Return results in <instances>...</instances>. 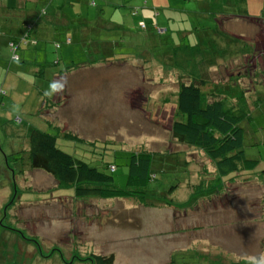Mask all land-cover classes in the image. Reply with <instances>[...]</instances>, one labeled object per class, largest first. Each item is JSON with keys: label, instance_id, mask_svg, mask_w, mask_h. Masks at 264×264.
<instances>
[{"label": "rangeland", "instance_id": "rangeland-1", "mask_svg": "<svg viewBox=\"0 0 264 264\" xmlns=\"http://www.w3.org/2000/svg\"><path fill=\"white\" fill-rule=\"evenodd\" d=\"M80 1L83 0L52 1L56 11L63 9L68 18H74L61 29L67 24L76 25L88 13L91 18L100 8L105 15L97 25L93 23L89 36L93 39L107 36L113 42L100 44V48L95 42L82 46L83 42L76 39L73 27L68 25L67 30L55 36L59 49L55 42L48 43V56L55 57L57 52L63 55L61 63L49 65L50 68L67 71L63 75L67 81L62 91L64 96L58 94L64 99L56 98L55 108H51L50 102L44 107L38 105L44 111L43 118L51 122L48 131L59 134L57 147L111 174L116 188H126L125 153L129 151L146 150L164 157L167 165L172 163L173 168L177 167L181 180L182 166L187 176L171 193L159 194L175 205L157 202L154 207L144 206L135 198L89 197L77 201L66 196L74 194L73 188H59L52 176L32 168L25 155L26 139L17 136L14 127L11 134H4L6 124H0V225L11 226H0V259L9 260L5 263L0 260V264H65L62 257L69 264H89V260L76 258L71 263L68 259L108 252L114 253L115 264H171V254L173 264H182L180 251L197 252L195 247L200 251L202 243L195 241L194 244L191 241L194 235L190 232H179L167 243L157 240L155 235L166 227L184 231L199 224L201 234L209 227L211 234L222 232L221 237H216L219 236L216 233L211 239L207 237L206 242L212 243L215 253L229 259L227 264H249L248 257L264 253V183L253 176L242 178V184L209 187L216 178L214 165L199 149L178 143L171 136L170 126L179 76L194 75L199 69L186 56L188 47L207 65L214 63L218 70L211 75L214 81H227L228 70H233L231 76H236L239 72L245 75L249 69V78L241 76L235 81L244 92L247 88L253 90L246 93L251 99L253 116L248 126L249 138L262 145L249 146L246 153L264 162V29H259L264 23V0H191L187 6L179 4V0H132L116 6L112 3L104 6L101 0H84L88 7L80 6ZM3 4L11 9L18 3L4 0ZM130 5L136 12H129ZM35 6L36 3L23 0L19 9ZM151 7L158 13H152ZM120 11L126 28L136 16L133 34L117 32L123 26L118 20ZM113 12L115 17H111ZM142 23L147 29L140 26ZM108 24L114 26L112 32L96 33L94 26L102 31L110 29ZM152 26L156 31H166L154 40ZM126 32L130 33L128 29ZM39 34L37 31L38 37ZM33 41L34 46L39 42ZM39 45L44 44L37 45L43 48ZM19 46L9 50L8 43L6 52L1 50L0 64L7 63L0 74V99L12 87L9 75L17 72L18 66L11 65V61L21 60L20 56L40 58L39 52H45L43 48L25 55L24 46ZM136 53H142L146 59H120ZM253 58L260 60L256 67L257 71L261 70L259 73L253 70ZM21 75L23 82L13 86L16 92L26 90V83L35 84L29 87L32 92L45 91L51 83L48 82L51 74L46 68L36 82H33L35 76L27 75L25 70ZM253 75L255 81L250 80V77L254 79ZM37 117L34 113L21 121L14 117L12 122L19 121L18 124L30 127L35 125ZM65 133L77 138L64 136ZM14 152L17 154L11 155ZM3 155L7 156V162L2 159ZM108 162L115 164L113 172L107 168ZM9 172L11 175L7 177ZM174 174L156 171V179L149 189L156 185L160 191H167L173 184ZM29 194H32L30 198ZM171 220L175 221L174 226ZM13 251L14 258L10 260ZM184 256L189 257V253Z\"/></svg>", "mask_w": 264, "mask_h": 264}, {"label": "trees", "instance_id": "trees-1", "mask_svg": "<svg viewBox=\"0 0 264 264\" xmlns=\"http://www.w3.org/2000/svg\"><path fill=\"white\" fill-rule=\"evenodd\" d=\"M134 11L136 12V10ZM42 12L45 15L44 8L39 12V16L42 15ZM39 16L28 18L29 20L23 23L24 30L20 37L15 40H8L7 44L10 43L9 50H12L15 46L16 49H19V45L26 48L27 45L34 43L33 40L37 41L36 38L31 37H34L33 31L38 29L39 19L44 17ZM147 27L145 24L144 28L147 29ZM151 28L155 32L153 33V36H155L152 37L154 40L157 36L161 37L162 33L166 31V29L164 32L156 31L153 26ZM69 42H71L70 37ZM55 43L56 49H59L60 44ZM98 47L100 48V45ZM56 49H53V51H56ZM98 50L100 51L101 49ZM191 50L192 48L188 47L185 54L197 63L199 69H197L194 75L179 76L180 81L177 84L175 110L170 126L171 136L178 143L199 149L210 159L215 167L216 178L209 187L226 185L236 181L242 183V178L248 179L253 176L256 177L255 180L264 183V162L260 161L256 156L246 153L247 147L262 144L254 142L249 138L251 133L248 131V126L253 118L251 114V99L249 100V97L246 95L247 92H244V88H239L240 86L235 81L242 75L231 76L230 74V77L225 82L222 79L214 81L204 59L200 60L201 57L198 53ZM18 58H21L23 62L27 61L21 56ZM50 82H53V80ZM42 91L45 92L44 90ZM49 126L52 127L51 124H47L45 129L36 126L28 127L22 136L28 144L25 155H27L28 163L33 169L44 171L52 176L59 188H73L74 194L66 196L77 201L89 197L99 199L135 198L144 206L154 207L157 202L175 205L171 199H164V195L159 196V194H169L173 191V188L175 189L180 184V181L182 183L183 179L187 176L186 169L183 166L181 170L184 173L181 180L179 172L176 170L177 167L173 168L172 163L167 165L166 162L168 160L164 157L154 156V153L146 150L129 151L125 153L128 159L126 188H116L113 186L111 174L57 147L56 143L59 134L48 131ZM65 135L77 138V136L70 133H65ZM16 154L17 152H14L11 155ZM169 158H171L170 155ZM2 159H5L7 162V156L3 155ZM106 166L113 172L111 170V167H115L113 162L106 163ZM158 170L166 174H169V172L175 173L171 181L173 184L167 191H160L155 184V187L149 189L152 181L156 179V171ZM8 175H11V173H7V177ZM1 181L2 179H0ZM11 185L14 187L15 181ZM209 187L207 185L206 188L208 189ZM31 196L32 194L28 195L29 198ZM6 224L1 223L0 226L2 228L11 227ZM180 253L181 255L183 254V259L180 261L182 264H199L193 251ZM186 253H189V257L187 258L184 256ZM76 258L79 261L89 260V264H115L113 252L91 253L85 257L75 255L68 260L73 263ZM173 258L171 264L174 263ZM62 259L65 264H69L64 257ZM227 263L221 262L220 264ZM207 264L214 263L208 262Z\"/></svg>", "mask_w": 264, "mask_h": 264}, {"label": "crops", "instance_id": "crops-1", "mask_svg": "<svg viewBox=\"0 0 264 264\" xmlns=\"http://www.w3.org/2000/svg\"><path fill=\"white\" fill-rule=\"evenodd\" d=\"M1 3H4V0H0ZM17 2L18 4H15L16 7H13L11 9H8L7 6H5L3 3L0 5V54H1V50L2 53L6 52V45L8 40H15L16 38L20 37L22 31L24 30L23 28V23L26 20H29L30 18H34L36 16H39V12L41 11L42 8L45 9V15H41L44 16L41 19H39L40 21H38V29H35L33 31V35L34 37L37 39L38 35H37V31L38 34L41 33L40 37H38L39 39H37V41L39 40L38 43H42L44 45H39L40 47H43L45 52H39L37 51L38 49H43V48H38L37 45L34 46L33 45H27V47H24V54H31L32 55V51L35 52H39L41 53V57L40 58H34L33 56H28L26 57L27 59H25L24 57H22L24 60H27L26 62H23L21 60H18L17 62H13L11 61V65H14L16 67L15 71H17L15 74H10V86L11 89L7 92L6 91V95L3 96L0 100V124H6V128L7 130H4V134H11L12 130L11 128L14 127L16 129V134L17 136H23V134H25V132L28 129V126L25 125H21V123H17L19 121L17 120H23V118L26 115H33L34 113H36V115L39 117L36 118V120L33 122L36 127L42 128V127H47V124L50 125L51 122H48L45 120V118H43L42 113L44 112L42 109L38 108V105H42L47 106L48 103V99L46 97V99H44V92L42 90H38V92H32L31 90H29V87H33L34 85L26 83L25 86L28 87L26 90H23L21 92H16L15 88L13 87L14 85H18V83L23 82L22 79V75H21V71L25 70L27 75L30 76H35V79L33 82H36L38 77H42L43 73L45 71H49L51 74V78L50 81H58L59 78L61 79V81L66 80V78L63 76L67 71L59 69V70H52L49 65H56L60 61V58L63 57V55H58V52L56 53V56L53 57L52 56H48V49H49V42H56V38L55 36H59L61 34V32L65 29L67 30L69 28L68 25H71V27H73V32L76 33V39L78 40L80 38V42H83L82 46L87 43L92 45V42L97 43V46L100 45V43H102V45L104 46L107 42L111 43L113 42V40H109V38L106 36L104 38H96L93 39L91 36H89V34L92 33V26L93 23H95V25L98 24V20L102 19L103 16L105 15L103 12V9L98 8V6H94L97 7L98 10H101L100 12H94L93 16H91V18L89 17V13H88V17L86 15H84V17L79 20L77 22L76 25L74 24H67V27L64 29H61L64 26V23H69L71 21L74 20V18H68L67 13L65 14V12H62L63 9L56 11V8L53 6L54 4L52 3L53 0H28V2L31 3H36V7H38V9L34 8H30V9H19L20 5L22 4L23 0H14V2ZM27 1V0H25ZM103 1V2H102ZM125 1H132V0H101L100 2H102L104 4V6H107L109 3H112L113 6H116L115 4H119L120 2H122L123 4H127V2ZM178 1V0H177ZM118 2V3H116ZM191 0H179L178 3L179 4H183V6H187V3H190ZM71 4V3H70ZM80 6H87L88 4L86 1H80L79 3ZM129 12H131V14L134 12L133 6L130 5L129 7ZM165 9V7H164ZM152 13L154 11V13H158V10L156 8H152ZM165 11V10H164ZM138 12V10H137ZM79 14V13H78ZM91 14V13H90ZM119 22H122L123 26L117 29V32L121 33L123 32V34H128L131 35L133 34L131 31L136 27V23H135V17L134 16L132 19V23L131 26H128V28H126L125 26V20H124V15L122 14V12L120 11L119 13ZM138 14V13H137ZM39 16V17H41ZM111 17H115V12L112 13ZM14 18V20H13ZM19 18V19H18ZM29 18V19H28ZM92 19V20H91ZM105 24V23H104ZM112 24V23H111ZM264 23H262V26H259V29H264ZM108 28H104L102 30V32H106V33H110L112 32L111 28H113V25H109L108 24ZM94 28L97 30L96 33H100V30L98 28H96L94 26ZM126 29H128L130 31V33L126 32ZM150 32V31H149ZM153 31H151V34L153 35ZM136 35V34H135ZM139 38H143L142 33H138ZM150 35V34H149ZM121 35H118V37ZM137 36V35H136ZM155 36V35H154ZM138 37V36H137ZM71 38V37H70ZM152 38V37H151ZM69 39V37H68ZM147 39H150L149 37ZM90 41V42H89ZM72 43V39L71 42ZM131 43V41L129 42ZM99 44V45H98ZM252 45V44H251ZM2 46H5L2 49ZM255 46V44L253 45ZM264 47V46H263ZM54 52V51H53ZM8 54H9V50H8ZM63 54V53H62ZM145 58V56L141 53H136V54H127L123 57H121L120 59L122 60H126V59H135V58ZM114 59V57H113ZM57 60V61H56ZM105 60V59H103ZM140 60V59H139ZM253 67H254V72L259 73L261 72V70H256L257 64L259 65V59H255L253 58ZM20 61V62H19ZM56 61V62H55ZM55 62V63H54ZM140 62V61H139ZM6 61L5 64L1 63L0 64V74L1 72H3V68L6 65ZM12 63H16V64H12ZM45 64V65H42ZM141 64V62H140ZM227 64V63H226ZM214 66V67H212ZM26 67V69L24 68ZM66 68V67H65ZM205 69V68H204ZM207 69H212L213 71L209 73L212 75L213 72L218 71L217 68L215 67L214 63L212 64H208ZM249 69L245 70V75H243L241 72H239V74L235 73L236 76L242 75V77L244 78H249ZM252 70V71H253ZM160 71H162L160 69ZM233 70H228L227 71V75L230 77V74H233L234 72H232ZM161 73V72H160ZM6 77V76H5ZM241 78V76H240ZM254 79L250 80L255 81L256 78L254 77ZM239 80V79H238ZM48 81V82H50ZM239 82H237L238 84ZM43 85V84H41ZM239 85V84H238ZM40 87V86H39ZM243 89V88H242ZM249 90V91H248ZM246 92V90H245ZM247 92H253L252 89H248L247 88ZM63 92L57 93L55 94L51 99H49L50 102V106L51 108H55L57 105V100L59 98H61L62 96H64V94L62 95ZM58 94H60V96L58 97ZM58 98L56 101L55 99ZM62 100L64 98H61ZM29 100V101H27ZM18 103H20V105H18ZM18 109V111H17ZM39 112V113H38ZM38 113V114H37ZM14 117H16L15 119H17V122H12L14 120ZM44 122H43V121ZM44 123H46L45 125H43ZM35 125H31L30 126H35ZM11 173V172H10ZM13 174V172H12ZM235 183V182H234ZM236 183H240L242 184L240 181H236ZM188 221V220H187ZM171 225L174 226L175 225V221H170ZM201 225L199 224L197 227H193L191 226V229L188 230V228H186L184 231L182 229L179 228H163L161 229L160 232H157L155 237H157V240H161L164 243L169 242L170 238L177 236V233L179 232H190L191 234L194 235V237L192 238V242L194 243L199 242L202 243V247L199 250H197V248L195 247V251L194 254H196V261L199 264H207L208 262H213L214 264H220L221 262L223 263H227V261L229 259H227L225 256L221 255L220 253H215L214 249H213V245L212 243L210 244V242H206V238L209 237L211 239V237L216 236V233L219 236L216 237H221L222 236V232L218 231V232H213L211 234V228L209 227L208 230H206L205 232H203L202 234L200 233V228ZM195 244V243H194ZM187 250H181L180 252H184ZM192 252V251H191ZM14 251L11 254V258L10 260H12L14 257ZM171 260L173 258V254L170 255ZM0 260H3L4 263L9 261L7 258L3 257Z\"/></svg>", "mask_w": 264, "mask_h": 264}, {"label": "clouds", "instance_id": "clouds-1", "mask_svg": "<svg viewBox=\"0 0 264 264\" xmlns=\"http://www.w3.org/2000/svg\"><path fill=\"white\" fill-rule=\"evenodd\" d=\"M41 14L43 15V12ZM66 83H67L66 80L51 82L49 85V88L45 90L44 96L51 99L55 94L60 93L65 89ZM248 261H249V264H264V253L260 254L259 257H256V256L248 257Z\"/></svg>", "mask_w": 264, "mask_h": 264}, {"label": "built area", "instance_id": "built-area-1", "mask_svg": "<svg viewBox=\"0 0 264 264\" xmlns=\"http://www.w3.org/2000/svg\"><path fill=\"white\" fill-rule=\"evenodd\" d=\"M144 23L140 24L141 27H144ZM114 167H111V170H113Z\"/></svg>", "mask_w": 264, "mask_h": 264}]
</instances>
